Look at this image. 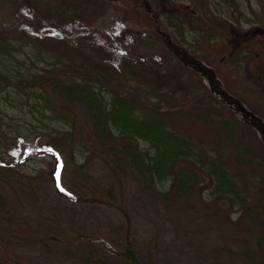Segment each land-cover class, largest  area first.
<instances>
[{"label":"rangeland","instance_id":"obj_1","mask_svg":"<svg viewBox=\"0 0 264 264\" xmlns=\"http://www.w3.org/2000/svg\"><path fill=\"white\" fill-rule=\"evenodd\" d=\"M132 1L0 0V40L11 39L0 57L12 61L0 66V76L19 66L32 74L62 71L66 88L91 73L99 76L100 64L117 70L122 62L137 74L124 68L123 76L95 90L107 101L133 99L137 117L149 116L152 107L167 120L173 113V131L191 142L201 161L219 159L236 194H214L206 167L192 170L196 185L180 192L174 178L148 180L114 152L119 146L96 137L93 117L67 105L49 84L29 89L25 80L20 97L0 82V264H134L120 253L127 234L142 264H264L259 134L237 121L155 32L156 25L185 45L264 119V0H234L219 10L218 0H204L205 7L199 0H147L156 10L149 12L131 8ZM189 6L213 35L198 37L194 22L187 29L167 24L164 10ZM157 12L163 17L155 24ZM50 26L64 34L86 31L65 38ZM124 142L149 147L141 139Z\"/></svg>","mask_w":264,"mask_h":264},{"label":"trees","instance_id":"obj_2","mask_svg":"<svg viewBox=\"0 0 264 264\" xmlns=\"http://www.w3.org/2000/svg\"><path fill=\"white\" fill-rule=\"evenodd\" d=\"M203 2L204 0H199L201 5H203ZM218 3L219 5L217 6L214 4V9L216 10L220 9V4H232L234 3V0H218ZM203 7H205V4ZM210 12L209 16L213 15V11ZM202 13H204L203 10ZM165 16H169L165 18V21H167L169 26H171V24L174 25V22H181L180 24L183 25V28L187 29L188 25L196 23L198 25V37L204 36L206 38V35H213V31L210 28L197 20V17L201 16V12L198 11V9L193 10L189 6L181 8V10L175 15L170 13L165 14ZM177 16L179 18H177ZM233 23L235 24V22ZM233 23L231 22L230 24ZM221 26L224 27V24H221ZM11 30L15 32V30L11 28L1 29V31L4 32ZM216 35L217 34L214 33V36ZM9 41H11L9 38L1 39L0 42H2V44L0 45V48L7 49ZM68 49L74 50L71 47ZM247 56H250L249 52H247ZM244 57L245 55L242 59H244ZM0 59V66L5 65L3 64L5 62H8L9 64L12 63V61H7L2 57H0ZM118 64H120V68L117 69L119 72L113 67L110 68L108 65L100 64L99 67L101 68V72L99 73V76H94V74L91 73V75L82 79V84L71 82L66 88V83L61 81V69L59 70L60 72H51L46 75L43 74L42 71H38L41 74H32L31 72H28V70H26L27 72H24V67L19 66L15 68L13 73L12 70L3 72L0 76V82L5 84L6 87L10 86L14 91H18L20 97L22 94L20 93L18 86L20 83L25 82V80L30 82V85L27 86L29 89L33 87L41 88L43 85L49 84V86H52L55 91L61 92L64 102L66 101L67 105H75V108H81L82 113L86 112L87 115L93 117L96 120V137L100 140L107 141L108 143L111 142L116 144V146H119L121 150H114V152L121 154L123 158L128 159L136 169L144 172L148 180L161 182L169 179L172 180L174 178V187H177L180 192L181 190L184 191L183 189L188 186L194 188V185H196L197 179L192 170L206 167L208 173L213 179L212 187L214 194H236V184L226 172L223 166L224 164H222L219 159L215 160L214 157L208 159L206 162L201 161L195 154H192L191 142L173 131L171 125H174L178 120L173 113L172 119L167 120L152 107L149 108V116L137 117L134 114V106L136 103L133 99L112 97L107 101L103 95L95 90L94 85H100L101 87L104 85H111L110 83L112 81L117 80L119 76H123L124 68L128 69L130 73L137 74L135 69H129L124 63L119 62ZM261 66L264 68V63H262ZM75 76L77 79L82 78L81 75ZM13 82H16V85H12L11 83ZM30 96L37 98L41 97L38 93H30ZM43 119L45 118L41 117L40 121ZM13 127L18 134L21 132V129L18 128V126ZM111 127L115 129L114 133L108 131V128L110 130ZM126 139H141L146 143L148 142L149 147L147 149L140 148L137 143L132 144L131 142H124ZM150 150H154V152H150ZM189 159H192V164L189 165L187 170L180 168V165L178 166L179 162L182 160ZM176 165L178 166L177 168H175ZM128 239L129 237L127 234L124 249L120 253L132 260L131 255L134 253L130 248ZM3 245V243L0 244V252H2L1 247Z\"/></svg>","mask_w":264,"mask_h":264},{"label":"water","instance_id":"obj_3","mask_svg":"<svg viewBox=\"0 0 264 264\" xmlns=\"http://www.w3.org/2000/svg\"><path fill=\"white\" fill-rule=\"evenodd\" d=\"M145 4L149 11L147 3ZM155 30L160 36H162L166 48L177 56L180 65L188 67L196 72L202 79V82L208 87L211 94H213L214 98H216L222 105L229 108L240 123H245L253 127L258 132L264 145V120L258 115L252 113L236 97L229 94L223 87V84L217 77L215 71L210 66L193 57L183 47L172 42L171 37L167 33L159 30L158 27H156ZM131 259L135 264H142L135 254L131 255Z\"/></svg>","mask_w":264,"mask_h":264},{"label":"flooded vegetation","instance_id":"obj_4","mask_svg":"<svg viewBox=\"0 0 264 264\" xmlns=\"http://www.w3.org/2000/svg\"><path fill=\"white\" fill-rule=\"evenodd\" d=\"M133 2V6H130L131 8H134V9H137V8H142V9H144L143 7H145V10L146 11H148L147 10V8H146V6H143V4L144 5H146L145 4V2L147 3V5H148V9H149V11H152V10H155L154 8H152L151 7V3L149 2V1H147V0H135V1H132ZM148 11V12H149ZM156 11V10H155ZM178 11H180V9H174V10H170V13L171 14H177V12ZM163 12H165L164 13V15L165 14H167V12H168V10H164ZM151 15V14H150ZM151 16H153L155 19H156V23H157V16H158V19H160V17L162 18L163 17V13H161V12H157V14H152ZM66 38L68 37V35L67 36H65ZM107 37V36H106ZM181 44V43H180ZM238 44H240V42H238ZM181 46L183 47V48H185L187 51H188V49H187V47L185 46V45H182L181 44ZM235 49V48H234ZM226 89V88H225Z\"/></svg>","mask_w":264,"mask_h":264}]
</instances>
